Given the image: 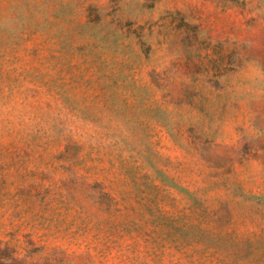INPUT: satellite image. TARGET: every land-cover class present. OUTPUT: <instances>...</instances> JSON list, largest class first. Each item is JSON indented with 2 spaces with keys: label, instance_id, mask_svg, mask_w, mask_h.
Here are the masks:
<instances>
[{
  "label": "rangeland",
  "instance_id": "1",
  "mask_svg": "<svg viewBox=\"0 0 264 264\" xmlns=\"http://www.w3.org/2000/svg\"><path fill=\"white\" fill-rule=\"evenodd\" d=\"M0 264H264V0H0Z\"/></svg>",
  "mask_w": 264,
  "mask_h": 264
}]
</instances>
